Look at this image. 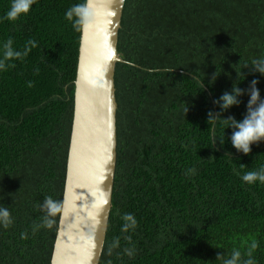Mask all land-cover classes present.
I'll use <instances>...</instances> for the list:
<instances>
[{
    "label": "trees",
    "instance_id": "trees-1",
    "mask_svg": "<svg viewBox=\"0 0 264 264\" xmlns=\"http://www.w3.org/2000/svg\"><path fill=\"white\" fill-rule=\"evenodd\" d=\"M84 2L37 0L9 21L11 0H0V59L8 40L27 49L0 69V207L13 220L0 226V264H50L60 212L43 205H62L81 36L65 13ZM117 52V161L99 264H225L234 251L239 264H264V183L242 180L264 167V142L245 156L231 129L218 122L213 137L207 123L233 84L258 79L264 98V76L244 67L264 57V0H125ZM241 99L224 118H243ZM126 214L136 226L125 232Z\"/></svg>",
    "mask_w": 264,
    "mask_h": 264
},
{
    "label": "water",
    "instance_id": "water-1",
    "mask_svg": "<svg viewBox=\"0 0 264 264\" xmlns=\"http://www.w3.org/2000/svg\"><path fill=\"white\" fill-rule=\"evenodd\" d=\"M125 0H90L81 30L65 185L50 264H99L117 161L115 67Z\"/></svg>",
    "mask_w": 264,
    "mask_h": 264
},
{
    "label": "clouds",
    "instance_id": "clouds-1",
    "mask_svg": "<svg viewBox=\"0 0 264 264\" xmlns=\"http://www.w3.org/2000/svg\"><path fill=\"white\" fill-rule=\"evenodd\" d=\"M36 2L37 0H11L10 8L7 11L4 19L15 21L21 16H26ZM93 14L94 13L90 0H85L84 3L70 8L65 13V16L70 21L74 20V26L77 27V30H82L91 22ZM32 47H35L34 43H32ZM22 55H27V49L22 54L21 52L14 50L12 47V41L8 40L3 45V59H0V69L5 67L4 61L19 59ZM244 67H250V71L253 74L258 73L260 76H264V57L253 59ZM215 78L216 77L213 76L212 79L215 80ZM244 79L245 77L243 80ZM238 83H236L235 86L234 84L232 85L230 92L226 91L218 99L212 100V103L216 105L219 111L213 112L210 110L207 113V123L212 125L213 137H215L216 124L218 122L224 123L226 125L224 132L225 129L232 130L231 136L229 138L232 147L237 151V153H242L246 156L251 152L252 145L264 142V98L261 97L260 89L257 87L259 84L258 79H252L248 84L247 89L240 88ZM200 84L201 88L203 89V81H201ZM244 96H247L248 99L245 105V113L243 118L240 120H237L233 116L224 118L223 113L227 112L233 107H239L243 102L241 98ZM224 132L223 136L220 139H214L213 143L218 140L221 147H223L225 143ZM188 171L192 174L195 172L194 169H189ZM242 180L248 184H253L256 182L264 183V167H262L259 171H249L245 173L242 176ZM43 208L47 210L48 217L55 216L61 211L60 205L51 198L45 199ZM123 220L127 223L123 225L122 231L126 232L129 230V228H135L136 220L131 214H126L123 217ZM12 222L13 220L8 208L0 207V226L7 228L12 224ZM53 223L54 220L47 217L45 218L44 224L46 227L51 228ZM255 247L256 245L253 244L252 248L254 249ZM128 255H132V253L129 251ZM249 255H251V253H249ZM239 259L240 252L234 251L231 258L225 261V264H239ZM247 264H253V261L249 259Z\"/></svg>",
    "mask_w": 264,
    "mask_h": 264
},
{
    "label": "bare ground",
    "instance_id": "bare-ground-1",
    "mask_svg": "<svg viewBox=\"0 0 264 264\" xmlns=\"http://www.w3.org/2000/svg\"><path fill=\"white\" fill-rule=\"evenodd\" d=\"M114 186V185H113Z\"/></svg>",
    "mask_w": 264,
    "mask_h": 264
}]
</instances>
